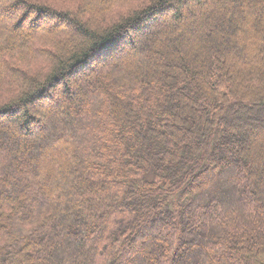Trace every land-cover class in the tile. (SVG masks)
Wrapping results in <instances>:
<instances>
[{
	"label": "trees",
	"instance_id": "1",
	"mask_svg": "<svg viewBox=\"0 0 264 264\" xmlns=\"http://www.w3.org/2000/svg\"><path fill=\"white\" fill-rule=\"evenodd\" d=\"M0 264H264V0H0Z\"/></svg>",
	"mask_w": 264,
	"mask_h": 264
},
{
	"label": "rangeland",
	"instance_id": "2",
	"mask_svg": "<svg viewBox=\"0 0 264 264\" xmlns=\"http://www.w3.org/2000/svg\"><path fill=\"white\" fill-rule=\"evenodd\" d=\"M190 3V5L192 4V6H194V3H192V1H190L189 2ZM213 3H214V0H206V6H207V9H210L212 6H213ZM195 9L196 10H198V6H196L195 7ZM185 11V10H184ZM187 11V10H186ZM185 11V12H186ZM195 13H196V11H195ZM194 13V14H195ZM164 16V15H163ZM169 17L167 16V15H165L164 17H163V21L164 22H168L169 20ZM171 24V26L172 27H175V25H173V23H170ZM62 27H66L65 25H61ZM187 30V29H186ZM191 30L193 31V28H191ZM190 31V29H188L187 30V32H189ZM142 38V36H140V39ZM120 56V57H119ZM126 56H129V51H125L124 53H122V54H119V55H117V57H116V59L119 57V59H122L123 57H126ZM115 58L114 59H111V57H109V58H107L106 59V61H104V62H100L99 63V65H107V64H110V63H112L113 61H115L116 60ZM95 68H96V66H95ZM55 93L58 95L59 94V92H58V90H55ZM31 108V107H30ZM50 108H52V107H49V106H46L45 107V109L46 110H49ZM54 109H56L57 108V106H54L53 107ZM33 109V108H32Z\"/></svg>",
	"mask_w": 264,
	"mask_h": 264
}]
</instances>
